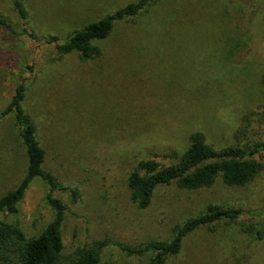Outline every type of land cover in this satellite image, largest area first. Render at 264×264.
Instances as JSON below:
<instances>
[{
    "label": "rangeland",
    "instance_id": "1",
    "mask_svg": "<svg viewBox=\"0 0 264 264\" xmlns=\"http://www.w3.org/2000/svg\"><path fill=\"white\" fill-rule=\"evenodd\" d=\"M22 1L37 39L22 30L14 0H0V13L18 31L0 24V110L26 79L23 106L46 151L44 168L76 189L77 198L54 191L67 207L60 264L96 240L109 242L102 264H148L150 254L128 255L118 244L169 240L177 224L209 204L242 208V221L264 226V168L245 186L221 177L198 189L159 186L146 208L131 200L128 186L140 160L178 162L195 131L216 149L264 140V0H156L95 40L101 54L89 60L60 55L49 37L65 41L137 0ZM242 126L247 132L237 135ZM27 164L10 114L0 120V197L19 184ZM48 192L35 178L18 212L0 211V220L38 236L55 214ZM169 264H264V238L243 233L240 224L200 229Z\"/></svg>",
    "mask_w": 264,
    "mask_h": 264
},
{
    "label": "trees",
    "instance_id": "2",
    "mask_svg": "<svg viewBox=\"0 0 264 264\" xmlns=\"http://www.w3.org/2000/svg\"><path fill=\"white\" fill-rule=\"evenodd\" d=\"M156 0H137L109 13L97 21L75 30L65 41L52 35L48 43H55L57 52L66 55L78 52L84 60L101 54L95 40L108 37L117 21L134 19ZM14 5L23 21L22 30L37 39L28 27V11L22 0H14ZM0 24L6 31L17 34L9 20L0 13ZM264 86V74L262 77ZM27 91L26 79L15 90L9 104L0 110V120L10 114L15 116L20 127L22 141L27 155V169L19 184L0 197V211L16 213L29 186L35 178H40L49 186L47 199L54 209V217L38 236H27L18 222L0 220V264H60L63 260L64 243L62 224L66 205L54 194L55 190H71L77 198L76 189L61 183L58 178L44 168L46 151L38 138L37 126L32 116L25 110L23 101ZM241 127L237 135L246 133ZM190 145L179 157L178 162L164 164L156 159L140 160L128 177L130 198L140 208L148 207L155 190L162 185L176 183L184 189H198L212 186L218 177L229 186H245L264 168L262 153L264 140L255 139L216 149L206 141L202 131L190 136ZM247 214L242 208L209 204L198 216L190 217L177 224L169 240H150L138 245L122 244L119 247L128 255L150 254L148 264H169L170 259L182 251L185 240L194 232L204 229L217 232L222 225L240 224L241 230L256 239L264 238V226L254 222L246 223L242 218ZM255 214L251 213V217ZM109 244L107 240H96L92 245L78 247L71 264H102V251Z\"/></svg>",
    "mask_w": 264,
    "mask_h": 264
}]
</instances>
